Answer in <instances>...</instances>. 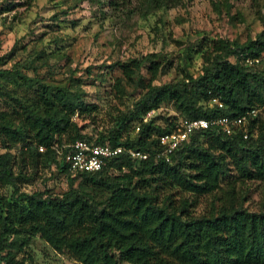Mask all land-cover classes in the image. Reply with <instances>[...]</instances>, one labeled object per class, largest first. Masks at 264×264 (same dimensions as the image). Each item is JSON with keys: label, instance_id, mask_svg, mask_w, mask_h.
I'll return each instance as SVG.
<instances>
[{"label": "trees", "instance_id": "16d2710c", "mask_svg": "<svg viewBox=\"0 0 264 264\" xmlns=\"http://www.w3.org/2000/svg\"><path fill=\"white\" fill-rule=\"evenodd\" d=\"M169 2L178 0H107L105 6L136 3L144 16ZM63 56L59 48L40 47L0 68V188H11L8 195L0 192V264H34L26 248L35 238L79 264H264V206L248 209L244 194L247 181H264V70L257 68L264 60V28L243 43L220 41L200 74L185 73L174 82L153 83L159 64L149 60V81L139 78L138 97L114 129L93 140L79 120L97 106L84 100L73 79L40 76L41 61ZM247 57L259 61L248 65ZM146 59L119 66L117 92ZM212 98L221 106L210 104ZM163 104L179 111L178 121L141 123L133 138H122L128 121ZM253 108L259 115L231 134L217 126L197 129L168 160L156 157L158 136L180 120L236 118ZM79 139L149 156L134 160L123 151L98 171L71 174L65 156ZM51 166L69 174L62 194H52L38 175ZM35 182L34 191L22 190ZM201 199L204 208L194 212Z\"/></svg>", "mask_w": 264, "mask_h": 264}, {"label": "rangeland", "instance_id": "374dc122", "mask_svg": "<svg viewBox=\"0 0 264 264\" xmlns=\"http://www.w3.org/2000/svg\"><path fill=\"white\" fill-rule=\"evenodd\" d=\"M106 1L0 0V68L40 47L48 51L59 48L64 56L44 64L41 61L40 76L49 82L73 79L83 90L84 100L97 106L95 112L79 120L91 140L100 131L114 129L115 121L131 107L142 91L139 78L143 83L149 81V60L159 64L153 83L174 82L185 73L200 74L205 57L220 41L243 43L256 39L264 28V0H178L174 6L169 2L144 16L136 3L110 9ZM141 55L147 61L132 81H121L123 91L117 92L114 84L121 76L119 66ZM257 68L264 70V60ZM0 107H4L1 100ZM178 114L171 104H163L128 121L122 138H133L141 123L164 126L178 121ZM38 175L45 178L54 195L68 188L69 174L54 166ZM36 182L23 185L22 190L34 191ZM244 188L245 206L250 210L263 208L264 181H247ZM10 191V187L0 188L5 195ZM205 204L201 199L192 210L201 212ZM26 250L34 264H79L55 254L38 238Z\"/></svg>", "mask_w": 264, "mask_h": 264}, {"label": "built area", "instance_id": "2783aa9c", "mask_svg": "<svg viewBox=\"0 0 264 264\" xmlns=\"http://www.w3.org/2000/svg\"><path fill=\"white\" fill-rule=\"evenodd\" d=\"M258 61L259 60L257 59L252 60L249 57L245 58V62L248 65H252L253 62L257 63ZM210 104H217L218 107L221 106V103L217 98H212ZM259 113L260 109L253 108L236 118L222 116L210 120L203 118L182 119L177 123L173 131L158 136V145L160 148L159 151L156 152V157H162L165 158V160H168L173 151L184 141H187L190 134L197 129H206L210 126H217L221 131L229 135L233 132L234 128L244 125L249 117H257ZM243 137H247L245 132L243 133ZM69 148V152L65 156V162L68 171L71 174L85 171H98L103 167L107 159L117 156L123 151L134 160H145L149 156L147 151L123 148L119 145L112 146L109 143L92 144L86 140L80 139L75 140L70 144ZM42 149V147H39V150Z\"/></svg>", "mask_w": 264, "mask_h": 264}]
</instances>
